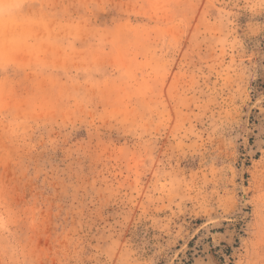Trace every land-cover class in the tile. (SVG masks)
Returning <instances> with one entry per match:
<instances>
[{"label":"rangeland","instance_id":"obj_1","mask_svg":"<svg viewBox=\"0 0 264 264\" xmlns=\"http://www.w3.org/2000/svg\"><path fill=\"white\" fill-rule=\"evenodd\" d=\"M0 264H264V0H0Z\"/></svg>","mask_w":264,"mask_h":264}]
</instances>
